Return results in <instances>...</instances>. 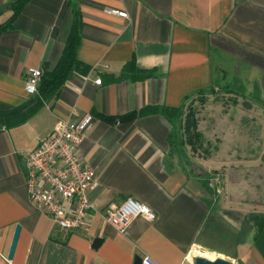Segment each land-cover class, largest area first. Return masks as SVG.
Listing matches in <instances>:
<instances>
[{"label":"crops","instance_id":"crops-1","mask_svg":"<svg viewBox=\"0 0 264 264\" xmlns=\"http://www.w3.org/2000/svg\"><path fill=\"white\" fill-rule=\"evenodd\" d=\"M13 1L0 0V23L11 16ZM75 12L82 21L81 67L23 122L0 126V264H135L143 255L157 264H194L198 256L264 264V228L256 234L250 219L264 215V204L206 189L168 144L171 110L212 85L216 93L247 96L264 113V0H30L13 29L0 35V109L32 99L28 73L57 63ZM129 62L152 75L121 76ZM129 112L142 114L121 123L100 119ZM85 115L93 122L78 154L99 185L87 194L94 209L85 227L61 232L29 200L24 154L58 120ZM128 197L156 218H135L120 233L100 213Z\"/></svg>","mask_w":264,"mask_h":264},{"label":"built area","instance_id":"built-area-1","mask_svg":"<svg viewBox=\"0 0 264 264\" xmlns=\"http://www.w3.org/2000/svg\"><path fill=\"white\" fill-rule=\"evenodd\" d=\"M105 13L121 18L128 17L125 11L116 9H107ZM42 73L40 68L29 71L25 82V91L29 96L38 94ZM100 81L97 79L95 83L100 84ZM92 122L91 115H85L78 120L60 119L55 123L52 132L34 150L24 154L29 200L61 232L83 229L88 212L94 209L87 194L96 189L99 183L93 167L83 162L78 154ZM216 182L215 177L209 186L219 193ZM100 215L120 233H125L135 218L140 217L149 222L156 218V214L148 206L130 197L117 206L109 205ZM186 259L193 261L194 258L189 254ZM140 264L157 263L143 255Z\"/></svg>","mask_w":264,"mask_h":264},{"label":"rangeland","instance_id":"rangeland-1","mask_svg":"<svg viewBox=\"0 0 264 264\" xmlns=\"http://www.w3.org/2000/svg\"><path fill=\"white\" fill-rule=\"evenodd\" d=\"M250 101L222 92L193 98L175 127L184 146L174 154L188 172L216 177L220 192L255 206L264 204V113Z\"/></svg>","mask_w":264,"mask_h":264},{"label":"trees","instance_id":"trees-1","mask_svg":"<svg viewBox=\"0 0 264 264\" xmlns=\"http://www.w3.org/2000/svg\"><path fill=\"white\" fill-rule=\"evenodd\" d=\"M29 1L30 0H14L9 4L11 16L5 22L0 23V35L3 32L13 29L17 17ZM81 27L82 21L79 12H75L70 32L59 60L51 68H48L46 66H43L42 68L43 73L38 85V94L36 96H33L28 103L19 108H14L8 111L0 109V126L8 127L10 125L23 122L27 117L36 112L44 102L57 95L66 81L72 75V73L79 69V67H81L80 62L77 60V48L80 42ZM129 75L131 79L132 77L133 79H145L152 75V71L137 70L133 62H129L124 66L121 76L125 77ZM213 94H216L213 85L204 90H198L194 94L184 98V102L178 108L171 110L172 113L169 117L170 121L172 122L173 130L168 136L170 152L176 153L178 150H180L181 152L183 150L184 143L182 141V137H179L178 134H176L175 127L177 123H180L182 121L185 103L194 96L205 97L206 95ZM141 114V112H129L127 114L116 117L100 116V119L107 123H121L132 121ZM189 173L191 172L189 171ZM191 174L194 176H198L202 180L203 186L206 189H210L209 183L212 180L213 176H209L206 172ZM250 219L252 220L253 225L256 229V234H260V232L264 228V216H252L250 217Z\"/></svg>","mask_w":264,"mask_h":264},{"label":"water","instance_id":"water-1","mask_svg":"<svg viewBox=\"0 0 264 264\" xmlns=\"http://www.w3.org/2000/svg\"><path fill=\"white\" fill-rule=\"evenodd\" d=\"M19 232H20V226L17 225L15 227L13 238H12L10 248L8 251V258H11L14 254ZM100 243H101V239L99 238L95 239L93 241V247L96 248ZM140 263H141V258H137L135 261V264H140ZM194 264H232V263L222 258L207 259V258L198 256L194 259Z\"/></svg>","mask_w":264,"mask_h":264},{"label":"bare ground","instance_id":"bare-ground-1","mask_svg":"<svg viewBox=\"0 0 264 264\" xmlns=\"http://www.w3.org/2000/svg\"><path fill=\"white\" fill-rule=\"evenodd\" d=\"M204 256H208V257H210L209 254H208V255L206 254V255H204Z\"/></svg>","mask_w":264,"mask_h":264}]
</instances>
